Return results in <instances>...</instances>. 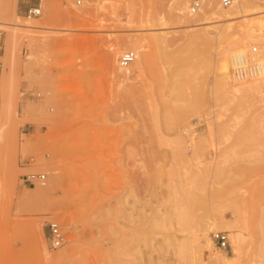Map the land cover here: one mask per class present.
Here are the masks:
<instances>
[{
	"label": "rangeland",
	"instance_id": "374dc122",
	"mask_svg": "<svg viewBox=\"0 0 264 264\" xmlns=\"http://www.w3.org/2000/svg\"><path fill=\"white\" fill-rule=\"evenodd\" d=\"M23 1L0 0V264H264V78L237 93L221 68L251 30L243 63L264 55V0L201 25L174 0H45L32 18Z\"/></svg>",
	"mask_w": 264,
	"mask_h": 264
},
{
	"label": "bare ground",
	"instance_id": "6f19581e",
	"mask_svg": "<svg viewBox=\"0 0 264 264\" xmlns=\"http://www.w3.org/2000/svg\"><path fill=\"white\" fill-rule=\"evenodd\" d=\"M238 0H236L234 2L233 5L231 6H227V7H223L222 4H221V0H220V4L221 6H219L218 4V1L217 0H207L204 7L198 12V13H191L190 11V6H188V0H174L172 2V7L168 9V13L170 14V17L175 20V21H178V22H189L191 21L188 16H187V12L190 13V16H194L193 17V25H201V24H205V23H212V22H218V21H223V20H230L232 18H235V15L237 13H239L240 11L243 12V15H248L247 13H245L248 8V0H242L241 1V4L239 3V6H237V3ZM217 3V4H216ZM46 4V3H45ZM250 5V4H249ZM189 7V8H188ZM44 8H45V5H44ZM189 11H188V10ZM260 12V10H258ZM264 12V11H263ZM242 15V16H243ZM253 15V14H252ZM258 19V18H257ZM264 19V18H263ZM262 24L264 22V20H262ZM260 23V20L258 19V21ZM257 23V24H259ZM9 24H13L16 28L21 26L20 23H9ZM23 25V24H22ZM264 25V24H263ZM262 25V27H263ZM30 26V25H28ZM254 26V25H253ZM261 27V28H262ZM256 29V28H255ZM250 30V29H249ZM248 31V30H247ZM16 32V31H14ZM13 32V33H14ZM11 33V32H10ZM209 34V29L205 28V29H201V32L198 34L200 37H202V35H205V34ZM18 34V32H17ZM10 35V34H9ZM264 35V34H263ZM262 36L260 35V32H256L254 30H251V31H248L247 34L245 35V38L248 39L249 41L251 40H255V39H258L259 40V37ZM18 36H16L15 34L12 35L10 41H13L12 44L14 45L15 41H17ZM199 38V37H198ZM240 39L236 44H235V47L234 49L232 50V53L229 55V57L227 58V64L226 66H221L222 70H224L225 72V68H228L229 67V64L233 67V65H235L234 67V71H233V76L235 78V80L237 81H240V82H237L238 84H234L233 87H234V90L238 93V92H253V91H257L259 88V85L254 81L256 78L258 79V77L261 75L260 78H264V71H263V74H260L256 77H248V78H244V79H239L236 77L235 75V69L238 67V66H241L243 64H246L249 60V54H248V60L243 63V55H242V45H244L245 40L246 39ZM154 39L156 40V42L161 46V47H166L168 44H167V40L163 37V36H160V35H157L154 37ZM200 39V38H199ZM261 39V38H260ZM233 44V45H234ZM257 46V45H256ZM232 47V48H233ZM258 47V46H257ZM168 51V50H167ZM250 52V50H249ZM258 54L256 55V58L258 59L259 63L260 62V59L263 60L264 62V55H262V53L259 52V49H258ZM168 53V52H167ZM172 53V52H171ZM174 53V52H173ZM140 55V53H139ZM146 57V55H145ZM144 57V58H145ZM140 58V57H139ZM143 58V59H144ZM165 58V57H164ZM136 59V58H135ZM182 60V58H181ZM198 61V60H197ZM226 61V60H225ZM226 63V62H225ZM188 65V64H186ZM228 65V67H227ZM261 65V64H260ZM188 67V66H187ZM198 68V67H197ZM179 70V69H177ZM227 70V69H226ZM182 71V70H180ZM180 71H178V73H180ZM192 71V69H191ZM176 72V71H175ZM223 72V71H222ZM192 73V72H191ZM183 75V74H182ZM178 78V77H177ZM189 78V77H188ZM173 79V78H172ZM230 79V78H229ZM225 82L222 84L221 88L224 87L225 88V85L229 84L228 81H226V79H224ZM234 80V81H235ZM174 81V79H173ZM165 82V81H164ZM178 86V85H177ZM230 89V88H229ZM219 90V89H218ZM221 93V92H220ZM258 96V95H257ZM191 104V109H194L196 106H197V102L194 101L192 102ZM221 222V220H220ZM217 223V220L216 222H213L212 224H210L209 226H213L214 228H220V226L216 225ZM204 230L207 231L208 230V227L206 225V227H204ZM206 233V232H205ZM184 252V251H183ZM217 258V257H216Z\"/></svg>",
	"mask_w": 264,
	"mask_h": 264
},
{
	"label": "built area",
	"instance_id": "2783aa9c",
	"mask_svg": "<svg viewBox=\"0 0 264 264\" xmlns=\"http://www.w3.org/2000/svg\"><path fill=\"white\" fill-rule=\"evenodd\" d=\"M82 0H77V3H81ZM207 0H192L190 4V12L195 14L198 13L205 5ZM236 0H221L223 7L231 6ZM24 10L25 15L29 18L38 17L42 15L45 0H24ZM3 51V45L0 39V53ZM258 47L253 45L249 52V60L246 64L238 66L235 69V75L239 79H244L248 77H256L261 74V65L256 58L258 54ZM136 58V53L134 50L125 51L119 59V64L121 67H128ZM3 68V62L0 60V79L1 72ZM26 180L29 182L43 181L46 178L45 173L41 172H31L27 173L25 176ZM49 228V239L50 244L53 248H58L65 242V234L61 228L60 223L57 220H51L48 222ZM212 237L216 243L221 248H226L230 244L229 234L226 231H214Z\"/></svg>",
	"mask_w": 264,
	"mask_h": 264
}]
</instances>
